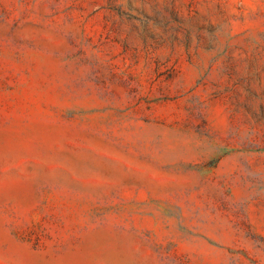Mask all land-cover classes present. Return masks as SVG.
Listing matches in <instances>:
<instances>
[{"label": "rangeland", "instance_id": "1", "mask_svg": "<svg viewBox=\"0 0 264 264\" xmlns=\"http://www.w3.org/2000/svg\"><path fill=\"white\" fill-rule=\"evenodd\" d=\"M0 264H264V0H0Z\"/></svg>", "mask_w": 264, "mask_h": 264}]
</instances>
